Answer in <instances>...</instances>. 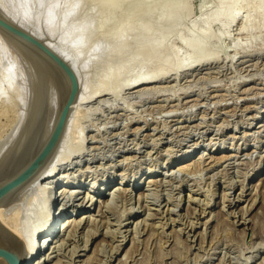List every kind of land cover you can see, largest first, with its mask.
I'll list each match as a JSON object with an SVG mask.
<instances>
[{
  "label": "rangeland",
  "instance_id": "1",
  "mask_svg": "<svg viewBox=\"0 0 264 264\" xmlns=\"http://www.w3.org/2000/svg\"><path fill=\"white\" fill-rule=\"evenodd\" d=\"M187 1L180 29L165 39L161 25L153 24L156 14L145 19L159 25L154 36L151 23L153 28H142L148 14L144 12L138 24V14L130 13L125 2L117 6L110 0H0L15 20L76 61L84 95H99L80 105L76 132L69 134L73 147L64 145L61 150L68 155H60L55 163L54 181L58 187L67 186L65 196L53 204L42 192L24 201L27 208H21L22 203L16 216L25 229L35 223L37 231L54 211L66 210L62 220L82 213L78 219L85 222L51 238L37 252L36 262L264 264V15L254 0H240L236 21L225 27L222 18L211 25L207 61L177 67L172 57L169 68L162 59L173 50L188 54L180 36L188 29L200 31L220 3ZM108 5L116 10L122 5L114 14L124 10L134 22H116L118 15L111 18ZM137 27L149 29L151 37ZM18 44L0 30L1 159L30 115L37 85L32 77L37 79L44 68L38 67L43 62L32 50ZM157 45L158 50L153 48ZM35 60L40 65L32 66ZM158 69L168 75L141 89L121 90L123 84Z\"/></svg>",
  "mask_w": 264,
  "mask_h": 264
},
{
  "label": "bare ground",
  "instance_id": "2",
  "mask_svg": "<svg viewBox=\"0 0 264 264\" xmlns=\"http://www.w3.org/2000/svg\"><path fill=\"white\" fill-rule=\"evenodd\" d=\"M103 1V0H101ZM114 4H116L118 6V4H120L121 2H125L127 4V8L130 10L129 12L132 13H136L138 14L140 20L142 19L140 16H143L142 14L145 12V14L147 15L146 18H144V21L147 22L144 24V27L142 26V28L145 29L146 26H148V23L152 24V21H146L145 19H147L148 17L153 18V24L156 22L157 24L161 25L160 31H162L161 34H163V38H165L166 36L168 37L170 33H174L173 31L176 30L178 31L179 29H176L178 27H180L179 25H181V23L183 22V15L185 10H189V5H188V1L187 0H110V3L112 2ZM243 1V0H242ZM257 3V9H259L262 13V15H264V0H254ZM244 2V1H243ZM242 2V3H243ZM112 3V4H113ZM241 1L240 0H234V1H230V0H220V3L218 5V7L216 8V10H214L209 17L204 21V24L202 26V29L200 31L195 32L192 29H188L185 34L181 35L179 38V41L187 47L188 49V54L187 56H182L180 54V52L178 50H173L172 54L173 56H167V58L162 59L164 61V64H166L168 66V64H170V59L173 57L175 60L174 65H176L177 67H187L190 66L192 67L193 64H195L196 62L202 61L203 59L206 60L208 52L207 50L208 48V41L209 38L211 36H213L214 34H211L209 32V30L211 31V25L215 22H217L219 19L221 20L222 18L224 19V24L225 27L229 24V23H233L234 21H236L235 19L238 16L239 13V9L241 8L242 4H240ZM109 4V2H108ZM104 5V4H103ZM106 5V3H105ZM124 5V4H123ZM107 6V5H106ZM116 6V7H117ZM104 7V6H103ZM102 7V8H103ZM111 7H115L111 5ZM123 9V6L120 5L119 8ZM107 9L109 8L106 7ZM118 8V9H119ZM120 8V9H121ZM138 8H142V10L138 9ZM104 9V8H103ZM106 11L108 13V11ZM110 9V15L112 13V16H110L111 18L115 15V17L117 16V18H119L120 16L122 18L117 19L116 18V22H118V20L123 19L124 18V22H126L125 18H127L126 14L123 15L122 12L124 11H120L121 13H116L114 14V9L113 8H109ZM113 9V10H111ZM117 9V10H118ZM6 10V9H5ZM5 10L2 9V7L0 6V11H2L6 16H8L11 20H13L15 23H17L18 25H20L21 27L25 28L26 30L30 31L31 33H33L34 35L42 38L39 34H37V32L35 33L34 30L32 31L31 29H29L27 26H24V24L19 23V20H15L14 17H12L8 12H6ZM116 10V9H115ZM116 10V12H118ZM112 11V12H111ZM127 11V10H126ZM143 11V12H141ZM156 13H153L155 12ZM141 14H139V13ZM107 13H105V17L106 15H108ZM127 13V12H126ZM122 14V15H120ZM136 14H133V17H136ZM155 16H153V15ZM129 15V13L127 14ZM135 15V16H134ZM144 15V16H146ZM153 17H151V16ZM125 16V17H123ZM130 16V15H129ZM132 16V15H131ZM130 16V18H127V20L129 19L128 22H134L130 21L132 20V17ZM137 16V17H138ZM113 17V18H115ZM110 18V19H111ZM249 18V17H248ZM135 19V18H133ZM251 19V18H250ZM249 19V20H250ZM137 23L138 22H143V20L139 21V19H137ZM149 20V19H148ZM152 20V19H151ZM246 20V19H245ZM248 20V22H249ZM110 23L113 22V20H109ZM121 21V20H120ZM123 21V20H122ZM121 21V22H122ZM106 23V20L104 21ZM108 22V21H107ZM120 22V23H121ZM105 23H103L104 27L107 26L109 24L110 27H112V24L110 25V23H107V25H105ZM115 23V22H114ZM119 23V24H120ZM127 23V22H126ZM124 23V25L126 24ZM155 23V24H156ZM118 24V23H115ZM115 24L114 27H115ZM123 24V23H122ZM135 24V23H134ZM139 24V23H138ZM147 24V25H146ZM152 24V26H154ZM248 24V23H247ZM124 25H122L124 27ZM146 25V26H145ZM159 25H155L159 26ZM245 25V23H244ZM109 26H107L108 28H110ZM121 26V27H122ZM126 26V25H125ZM137 26V24H135V27ZM141 26V24H140ZM248 26V25H247ZM112 27V29L114 28ZM149 28L151 27L148 26ZM163 27V29H162ZM195 27V26H194ZM193 27V28H194ZM224 27V25H223ZM228 27V26H227ZM106 28V29H108ZM120 28V27H119ZM153 28V27H151ZM150 28V29H151ZM192 28V27H191ZM247 28V27H246ZM111 29V28H110ZM116 29V28H115ZM157 27L156 29H151V34L153 35L155 33V30L157 31ZM197 29V28H195ZM243 29V28H242ZM1 30V29H0ZM109 30V29H108ZM137 30L138 29L137 27ZM149 30V29H148ZM146 29V32H148V34L146 32H144L145 30H140L141 33H146V36H149L150 33ZM2 31V30H1ZM143 31V32H142ZM154 31V32H153ZM159 31V34H160ZM243 31V30H242ZM4 33V31H2ZM137 31H135L136 33ZM139 32V31H138ZM137 32V34H138ZM153 32V33H152ZM140 33V34H141ZM8 38H10L13 43L18 44V41L15 40L14 38H12L10 35H8L7 33H4ZM140 34H138L137 36H139ZM157 34V32L155 33ZM154 34V36H155ZM151 37V35H150ZM153 37V36H152ZM43 39V38H42ZM151 39V38H150ZM166 39V38H165ZM15 40V41H14ZM45 40V39H43ZM45 42L52 48L54 49L58 54H60L66 61H68L70 63V65L74 68L75 72L77 73L79 82H80V91L78 94V97L76 99V101L74 102V104L72 105L69 117H68V121L66 123L64 132L62 134V137L60 138V141L58 142V144L56 145L55 149L53 150L52 154L50 155V157L48 158V160L45 162V164L41 167V169L38 170V172L28 181L26 182L24 185H22L20 188H18L17 190H15L14 192H12L8 197H6L1 203H0V221L17 237V239L22 243L23 245V249L26 253V263L25 264H40V261L36 262V254L42 247L48 243L50 241L51 238H55L60 234V232L62 231H66L68 228H77L83 219H78V216H80L82 213L76 214V215H67V217H64V219L62 220L60 217H62L63 213L66 212V210L64 211L63 209L60 210L59 212L56 213V211H54L53 216L51 217L48 216L49 218H47L46 222V218H45V224L43 226L40 227L39 230H34L37 227L34 226V224L32 225V227H27L25 229V227H23L21 225V220L18 221L17 219V214L20 210H22L21 208H25V202L24 201H28V199L30 198L34 200L35 198H37L38 195H40V193L45 192L47 193L46 197L49 201H51V203L55 204L54 202H56L58 204L60 197L62 195H64L65 193H67L68 189L67 186H57V180L54 181V178L57 177L56 176V165L55 163H58V157L62 158V155L65 156L67 153V151L65 152V155L63 154L64 152H62V148L64 147V145L71 143L72 141L68 142V140H70V133H75L76 130V126H77V122L79 121V116L78 113L80 112V105L83 103L84 100H92L93 98L98 97L99 95H97L98 93L93 92V95H90L88 93H85L84 95V91H83V79H82V73L81 70L78 68L76 61L72 60L68 55L60 52L56 47H54L52 44L50 45L46 40ZM146 42L148 43V46L152 45V42H149V40H146ZM161 43V42H160ZM159 43V44H160ZM158 44V45H159ZM158 45L156 47L153 46V48H158ZM161 45V44H160ZM19 46V44H18ZM162 46H164V44L162 43ZM161 46V47H162ZM24 47V46H23ZM22 49V47H21ZM26 49V48H23ZM30 49V48H29ZM153 49V50H155ZM32 49H30L31 51ZM211 50V49H209ZM24 51V50H23ZM22 51V53H23ZM29 52V50H27ZM26 52V51H25ZM155 52V51H153ZM21 53V52H20ZM27 54V53H26ZM30 54V52H29ZM169 54V53H168ZM28 55V54H27ZM26 55V56H27ZM31 55V54H30ZM38 57L42 60L43 65L42 67L38 66L39 68H43L42 71H40V73H36L38 74L37 79H35L36 77H32V80L37 81V85L36 88L34 86L35 92H36V96H35V100L33 99V101H31L32 105H34L32 107V110L30 112V115L28 117V120L23 125V128L21 127L20 129H22L19 134H15L17 135V138L15 140H13V142H9L11 144H8L5 149L6 150H2L4 157L3 159L0 158V183L2 181H4L6 178H9L13 175H15L17 172H19L22 168H24L28 162L33 159V157L38 153V151L41 149V147L43 146L44 142L46 141L53 123L57 117L58 111L60 109V106L63 102V100L66 98L67 93H68V87H69V81L67 79V77L62 73V71L60 69H58L55 65H53L49 60H47L46 58L42 57L41 55L37 54ZM29 56V55H28ZM34 56V55H33ZM32 57V56H31ZM36 57V56H35ZM212 57V56H211ZM210 57V58H211ZM214 57V56H213ZM170 58V59H169ZM172 58V60H173ZM29 59V57H28ZM32 59V58H31ZM30 59V60H31ZM213 59V58H212ZM27 60V59H26ZM34 60V59H32ZM38 61V60H37ZM40 61V60H39ZM207 61V60H206ZM261 61V60H260ZM30 62V61H29ZM41 62V61H40ZM39 62V63H40ZM257 62V61H256ZM32 63V62H31ZM38 63L36 62V60L34 61V65L31 64L32 66H35V64ZM38 63V64H39ZM173 63V62H172ZM202 63V62H201ZM30 65V64H29ZM37 65V64H36ZM40 65V64H39ZM162 65V64H161ZM37 67V66H36ZM165 67V65H163V68ZM169 67V66H168ZM172 67V65H171ZM213 67V66H212ZM35 68V67H34ZM170 68V67H169ZM33 69V67L31 68ZM162 69V66L161 68ZM160 69H158L157 71H155L154 73H149L147 75H143L141 77H136L134 80H131V82H127L125 84H121V90L123 88L125 89H131V88H140L141 87H145L147 85H150L152 83L155 82V80L159 79L161 76L163 75H168L166 74V72L164 71H159ZM168 69V68H167ZM249 69V68H248ZM163 70V69H162ZM36 70V72H39ZM32 72V70H31ZM33 73V72H32ZM33 75V74H32ZM35 75V73H34ZM195 75V74H194ZM170 76V75H169ZM164 80V79H163ZM32 81V82H33ZM160 81V80H159ZM31 82V83H32ZM34 83V82H33ZM119 85V86H121ZM217 86V85H216ZM32 87V86H31ZM147 88V87H146ZM33 89V88H32ZM140 89L138 91H140ZM99 90V89H98ZM147 90V89H146ZM170 90V89H169ZM216 90V89H215ZM32 91V90H31ZM91 91V90H90ZM94 91V90H93ZM112 91V90H111ZM118 91V89H117ZM117 91H115L117 93ZM136 91V90H135ZM148 91V90H147ZM146 91V92H147ZM159 91V90H158ZM161 91V90H160ZM184 91V90H183ZM34 92V90H33ZM32 92V93H33ZM102 92V91H100ZM104 92V90H103ZM110 92V91H109ZM246 92V91H245ZM90 93V92H89ZM119 93V92H118ZM140 93V92H139ZM25 94V92H24ZM92 94V93H91ZM102 94V93H101ZM174 94V93H173ZM35 95V94H32ZM117 95V94H116ZM218 95V94H217ZM28 96V95H27ZM26 97V96H25ZM174 97V96H173ZM224 97V96H223ZM229 97V96H228ZM19 98V97H18ZM139 98V97H138ZM103 100V99H102ZM181 100V99H180ZM231 100V99H230ZM25 101V100H24ZM23 101V102H24ZM35 101V102H34ZM84 101V102H86ZM220 101V100H219ZM34 102V103H33ZM230 102V101H229ZM234 102V101H233ZM22 103V102H21ZM106 103V102H105ZM107 104V103H106ZM196 104V103H195ZM218 104V103H217ZM111 105V104H110ZM227 105V104H226ZM23 106V105H22ZM31 106V105H30ZM112 106V105H111ZM193 106V105H192ZM110 107V106H108ZM194 107V106H193ZM112 108V107H111ZM244 108V107H243ZM119 109V108H118ZM173 109V108H172ZM245 109V108H244ZM49 110V113H48ZM28 112V109H27ZM179 112V111H178ZM159 113V112H158ZM175 113V112H174ZM177 113V112H176ZM175 113V114H176ZM124 114V112L122 113ZM38 115V116H37ZM45 115V122H34L36 117L38 118H42ZM130 115V114H129ZM162 115V114H161ZM170 115V114H169ZM173 115V114H172ZM196 115V114H195ZM126 116V115H125ZM31 117V119H33V122H28L29 118ZM116 117V116H115ZM132 117V116H131ZM83 118V117H82ZM123 118V117H122ZM227 118V117H226ZM165 119V118H164ZM26 120V119H25ZM81 121V120H80ZM208 121V120H207ZM139 122V121H138ZM36 123L35 128L33 129V124ZM38 123V125H37ZM147 124V123H146ZM251 124V123H250ZM218 125V124H217ZM219 126V125H218ZM221 126V125H220ZM37 128V129H36ZM83 128V127H81ZM19 129V130H20ZM84 129V128H83ZM79 130V129H78ZM188 131V130H187ZM17 132V133H18ZM83 132V131H82ZM183 132V131H182ZM136 133V132H135ZM70 134V135H69ZM84 134V132H83ZM138 134V133H137ZM69 135V136H68ZM80 135V134H79ZM73 136V135H72ZM83 136V135H82ZM15 137V136H14ZM13 137V138H14ZM138 137V136H137ZM69 138V139H68ZM82 138V137H81ZM80 138V140H81ZM88 139V138H87ZM93 139V138H92ZM85 140V137H84ZM83 140V141H84ZM131 140V139H130ZM155 140V139H154ZM12 141V140H11ZM136 141V140H135ZM211 144V143H210ZM67 145V147H68ZM80 145V144H79ZM86 146V145H85ZM89 146V145H88ZM65 146V148H67ZM69 147H73L71 146V144L69 145ZM68 147V148H69ZM79 147V146H77ZM80 147H83V145L81 144ZM79 147V148H80ZM91 147V146H90ZM99 147V146H98ZM64 148V149H65ZM76 148V147H75ZM77 148V151L78 149ZM63 149V150H64ZM71 149V148H70ZM80 148V151H82ZM95 149V148H94ZM67 150V149H65ZM74 150V149H73ZM141 150V149H140ZM1 151V152H2ZM60 151L62 152V154H60ZM6 154H5V153ZM152 152V151H151ZM166 152V151H165ZM70 153V152H69ZM2 154V155H3ZM1 155V153H0ZM68 155V154H67ZM66 155V156H67ZM170 155V154H169ZM71 156V155H70ZM73 156V155H72ZM71 156V157H72ZM148 156V155H147ZM146 156V157H147ZM206 156V155H205ZM209 156V155H208ZM248 156V155H247ZM253 156V155H252ZM69 157V156H68ZM68 157H65L66 159ZM129 157V156H128ZM212 157V156H211ZM61 158H59V160H61ZM126 158V157H125ZM131 158V157H130ZM94 159V158H93ZM155 159V158H154ZM63 162V161H62ZM132 162V161H131ZM204 162V161H203ZM60 164V163H59ZM64 164V163H63ZM173 165V164H172ZM177 165V164H176ZM202 165V164H201ZM227 165V164H226ZM211 171V170H210ZM219 173V172H218ZM123 174V173H122ZM226 174V173H225ZM129 177V176H128ZM172 177V176H171ZM59 179V177H58ZM162 179V178H161ZM174 179V178H173ZM159 180V179H158ZM122 181V180H121ZM154 181V180H153ZM151 181V183L153 182ZM208 181V180H207ZM94 182V181H93ZM157 182V180H156ZM173 182V181H172ZM121 183V182H120ZM234 183V182H233ZM73 184V183H72ZM103 184V183H102ZM160 184V183H159ZM180 185V184H179ZM149 187V186H148ZM101 188V187H100ZM257 188V187H256ZM151 189V188H150ZM167 189V188H166ZM115 190V189H114ZM123 190V189H121ZM76 191V190H75ZM242 192V191H241ZM45 193H43V195H45ZM160 193V192H159ZM113 194V193H112ZM158 194V193H157ZM146 195V194H145ZM155 195V194H154ZM190 195V194H189ZM213 195V194H212ZM65 196V195H64ZM71 196V195H70ZM91 196V195H90ZM119 196V195H118ZM117 196V197H118ZM214 196V195H213ZM87 197V196H86ZM93 197V196H91ZM113 197V196H112ZM168 197V195H167ZM73 198V197H72ZM77 198V197H76ZM154 198V197H153ZM243 198V197H242ZM241 198V199H242ZM129 199V198H128ZM146 199V198H145ZM171 199V198H170ZM169 199V200H170ZM176 199V198H175ZM77 200V199H76ZM111 200V199H110ZM142 200V199H141ZM179 200H182L179 199ZM39 201V200H38ZM61 201V200H60ZM225 201V200H224ZM240 201V200H239ZM85 202V201H84ZM84 202L82 203L84 206L83 208H86V203L84 204ZM109 202V201H108ZM115 202V201H113ZM197 202V199H196ZM223 202V201H222ZM230 202V201H229ZM237 202V201H236ZM23 203V205H22ZM31 203V202H29ZM235 203V202H234ZM91 204V203H90ZM101 204V203H100ZM178 204V203H177ZM181 204V203H180ZM200 204V203H199ZM253 204V203H252ZM22 205V207L20 208V206ZM30 205V204H29ZM51 205V204H50ZM104 206H106L105 204H103ZM110 205V204H109ZM146 205V204H145ZM179 205V204H178ZM24 206V207H23ZM92 204L89 206L91 207ZM108 207V206H107ZM27 208V207H26ZM50 208V206H49ZM57 208V207H56ZM55 208V209H56ZM169 208V207H168ZM100 209V208H99ZM108 209V208H107ZM176 209V208H175ZM43 210V209H42ZM115 210V209H114ZM174 210V209H173ZM195 210V209H194ZM25 211V210H24ZM168 211V210H167ZM175 211V210H174ZM22 212V211H21ZM36 212V211H35ZM46 212V211H44ZM75 212V211H74ZM198 212V211H197ZM41 213V212H40ZM240 213V212H239ZM39 214V213H38ZM119 215V214H118ZM23 216V215H22ZM41 216V215H40ZM39 216V217H40ZM245 215L243 214V218L246 219V217H244ZM87 217V216H86ZM85 217V218H86ZM42 218V216H41ZM39 218V219H41ZM44 218V217H43ZM93 218V217H92ZM213 218V217H212ZM248 218V217H247ZM61 219V220H60ZM109 219V218H108ZM174 219V218H173ZM179 220V219H178ZM248 220V219H247ZM247 220L243 219V223L247 222ZM36 221V220H35ZM41 221V220H40ZM84 221V220H83ZM120 221V220H119ZM175 221V220H174ZM173 221V222H174ZM177 221V220H176ZM211 221V220H210ZM249 221V220H248ZM37 222H39L38 218H37ZM36 222V224H37ZM85 222V221H84ZM83 222V223H84ZM25 223V222H24ZM27 223V221H26ZM63 223V224H62ZM96 223V222H95ZM239 223V222H238ZM192 224V222H191ZM26 225V224H25ZM107 225V224H106ZM138 225V224H137ZM30 226V225H28ZM37 226V225H36ZM136 227V226H135ZM39 228V227H38ZM99 228V227H98ZM121 229V228H120ZM88 230V229H87ZM93 231V230H92ZM138 231V229H137ZM109 232V231H108ZM134 232V231H133ZM180 232V231H179ZM85 234V233H84ZM108 234V233H107ZM69 235V234H68ZM67 236V235H66ZM89 237V236H88ZM65 238V237H64ZM126 238V237H125ZM0 240L3 241L2 237L0 236ZM54 240V239H53ZM52 240V241H53ZM63 240V239H62ZM66 241V239H64ZM76 240V239H75ZM87 240V239H86ZM126 240V239H125ZM138 240V239H137ZM58 241V240H57ZM61 241V239L59 240ZM64 241V242H65ZM179 242V241H178ZM86 243V242H85ZM203 243V242H202ZM50 244V242H49ZM62 244V242H61ZM65 245V243H63ZM134 244V243H133ZM52 245V244H51ZM60 245V244H59ZM87 245V246H86ZM85 247L88 248V244H86ZM203 245V244H202ZM57 245H55L53 248H55ZM104 246V245H103ZM102 246V247H103ZM122 246V244H121ZM165 246V245H164ZM74 247V246H73ZM77 247V246H76ZM85 248V249H86ZM115 249V248H114ZM84 250V249H83ZM99 250V249H98ZM59 252V251H58ZM214 254V253H213ZM56 255V254H55ZM46 256V255H45ZM48 256L51 257V255L49 254ZM47 256V257H48ZM127 256V255H126ZM256 256V255H255ZM43 258V257H42ZM41 258V260H42ZM126 258V257H125ZM44 259V258H43ZM47 259V258H46ZM51 259V258H49ZM67 259V258H66ZM72 259V257H71ZM40 260V259H39ZM77 260V259H76ZM96 260V259H95ZM122 260V259H121ZM84 261V260H83ZM36 262V263H35ZM45 262V261H43ZM63 262V261H62ZM96 262V261H95ZM105 262V260H104ZM242 263V262H241ZM129 264V263H128ZM166 264V263H165Z\"/></svg>",
  "mask_w": 264,
  "mask_h": 264
},
{
  "label": "water",
  "instance_id": "3",
  "mask_svg": "<svg viewBox=\"0 0 264 264\" xmlns=\"http://www.w3.org/2000/svg\"><path fill=\"white\" fill-rule=\"evenodd\" d=\"M0 29L12 38L32 49L35 55L39 54L49 60L53 65L62 71L69 81V89L66 98L63 100L52 129L38 153L28 164L15 175L6 178L0 183V203L12 192L28 182L48 160L64 132L72 105L76 101L80 82L74 68L60 54L52 49L42 38L21 27L2 11H0ZM38 56V55H37ZM32 107V104H31ZM31 109V108H30ZM30 112V111H29ZM38 116V115H37ZM26 117L25 122L28 120ZM45 115L42 118L36 117L34 122H45ZM28 122H33L31 117ZM37 123V125H38ZM40 124V123H39ZM36 123L33 124V129ZM37 129V128H36ZM0 264H25L26 253L22 243L17 237L0 221Z\"/></svg>",
  "mask_w": 264,
  "mask_h": 264
}]
</instances>
